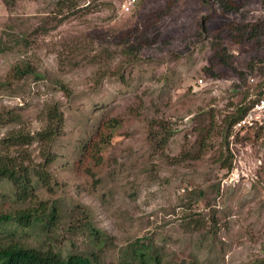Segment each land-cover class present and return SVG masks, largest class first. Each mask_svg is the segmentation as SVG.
<instances>
[{"label": "rangeland", "instance_id": "rangeland-1", "mask_svg": "<svg viewBox=\"0 0 264 264\" xmlns=\"http://www.w3.org/2000/svg\"><path fill=\"white\" fill-rule=\"evenodd\" d=\"M11 2L0 156L41 163L49 185L23 207L55 205L58 222L2 223L0 243L120 264L141 240L188 264H264V125H229L264 89V0H138L129 13L119 0ZM25 65L35 73L14 79ZM56 106L64 127L44 167L39 142L7 138L39 132ZM20 205L0 185V211Z\"/></svg>", "mask_w": 264, "mask_h": 264}, {"label": "trees", "instance_id": "trees-1", "mask_svg": "<svg viewBox=\"0 0 264 264\" xmlns=\"http://www.w3.org/2000/svg\"><path fill=\"white\" fill-rule=\"evenodd\" d=\"M4 2L6 5L12 3L11 0H4ZM4 45L2 39H0V51L5 49ZM32 73L35 72L30 65L16 66L13 70V78L20 79ZM37 76L40 77L39 74ZM8 86L9 81H0V88H8ZM263 91L264 89L259 94H262ZM249 107L250 105L238 107L236 114L229 121L231 128L242 119ZM1 119L0 117V124L2 123ZM20 119L19 116H11L10 121L17 122ZM111 126L114 128L113 124ZM63 127V114L56 106L49 111L46 126L42 130L35 134H25L15 131L7 139L11 145H26L35 141L39 142L44 148L45 164L43 166L46 167L54 159L52 142L62 134ZM253 127L255 126L243 127L242 130H248ZM167 137L162 138L159 143L163 146L166 145ZM48 179H50V176L46 173L45 169L41 168V163H39V167L38 163H35V166L32 167L20 161L16 156H0V185L5 182L10 183L16 201L21 203L20 207L15 208V210L0 211V225L2 223L6 225V223L14 222L25 228H30L32 224L37 223L54 226L58 222L57 206L54 205L50 212L45 207L42 209L23 207L25 203H29L34 197L36 183L42 181L46 185H49ZM87 228L84 231H87L90 236L101 237L102 231L97 227L87 223ZM153 246L154 244L150 241L141 242V240H138L134 244L131 243L129 247L131 254L120 261V264H188L185 259H169L165 251ZM97 259L96 255L92 256L83 252H70L67 255H63L51 247L44 249L29 247L16 240L0 243V264H100ZM189 264H194V262H190Z\"/></svg>", "mask_w": 264, "mask_h": 264}, {"label": "built area", "instance_id": "built-area-1", "mask_svg": "<svg viewBox=\"0 0 264 264\" xmlns=\"http://www.w3.org/2000/svg\"><path fill=\"white\" fill-rule=\"evenodd\" d=\"M137 3L138 0H119V8L122 12L129 13L133 11ZM257 125H264V91L254 97L249 109L236 124V127L242 128Z\"/></svg>", "mask_w": 264, "mask_h": 264}]
</instances>
